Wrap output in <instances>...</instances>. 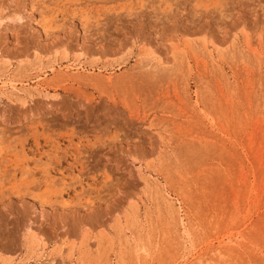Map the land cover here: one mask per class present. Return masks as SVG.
Wrapping results in <instances>:
<instances>
[{
	"label": "rangeland",
	"instance_id": "1",
	"mask_svg": "<svg viewBox=\"0 0 264 264\" xmlns=\"http://www.w3.org/2000/svg\"><path fill=\"white\" fill-rule=\"evenodd\" d=\"M0 182V264H264V0H0Z\"/></svg>",
	"mask_w": 264,
	"mask_h": 264
},
{
	"label": "bare ground",
	"instance_id": "2",
	"mask_svg": "<svg viewBox=\"0 0 264 264\" xmlns=\"http://www.w3.org/2000/svg\"><path fill=\"white\" fill-rule=\"evenodd\" d=\"M14 94H16V95H18V94H20V92H18V91H15L14 90ZM18 153V152H17ZM46 156V155H45ZM46 158V157H45ZM21 159H23V158H21ZM25 160V159H24ZM57 160V159H56ZM15 161V160H14ZM26 161V160H25ZM16 162H18L17 160H16ZM16 162H14V163H16ZM37 163V162H36ZM26 164H27V162H26ZM26 164H22V165H20V163L18 164V163H16V166H15V172H19V173H21V175H22V179H28L31 175H32V170L29 168V166L28 165H26ZM39 164V163H38ZM44 166V165H43ZM54 166V165H53ZM37 167V166H36ZM13 170V169H12ZM15 175H16V173H15ZM33 176V175H32ZM14 177V176H13ZM12 177V178H13ZM14 178H16V177H14ZM3 179H4V177H3ZM8 179V178H7ZM21 179V178H20ZM2 180V179H1ZM33 181V180H32ZM49 182V180H47V182L46 183H48ZM51 182V181H50ZM1 183V182H0ZM56 184V183H55ZM3 185V184H2ZM23 185V184H22ZM21 185V186H22ZM28 185V184H27ZM57 185V184H56ZM26 186V185H25ZM27 187V186H26ZM29 187V186H28ZM20 188H22L21 190H19V188L18 189H16V191L15 192H13L15 195H18L19 197H20V195H21V193H22V191L24 192V189H26V191H28V190H31V189H29V188H24L23 186L22 187H20ZM24 188V189H23ZM28 189V190H27ZM33 189V188H32ZM7 190H11V189H7ZM33 191V190H32ZM35 191V190H34ZM4 192L5 193H7V191H5L4 190ZM3 191H2V196L4 195L3 193H4ZM24 193H26V192H24ZM7 194H9V193H7ZM33 194H35V193H33ZM33 194H31L30 196H32ZM23 195V194H22ZM27 195V194H26ZM6 195H4L2 198H4ZM10 196V195H9ZM28 196V195H27ZM41 196V195H40ZM11 198L13 197L12 196V193H11V196H10ZM24 198H25V196H23ZM22 197V198H23ZM34 197V196H33ZM39 197V196H38ZM17 199H19L18 197H17ZM8 200V199H7ZM34 201V200H33ZM50 203V202H49ZM49 203H48V205H49ZM55 203V202H54ZM4 204V203H3ZM6 204V203H5ZM3 206V205H2ZM40 207H42V206H40ZM33 231V230H32Z\"/></svg>",
	"mask_w": 264,
	"mask_h": 264
}]
</instances>
